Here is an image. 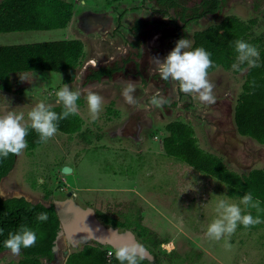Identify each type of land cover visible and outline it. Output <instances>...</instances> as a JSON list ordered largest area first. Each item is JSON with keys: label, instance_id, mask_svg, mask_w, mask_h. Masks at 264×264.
<instances>
[{"label": "rangeland", "instance_id": "obj_1", "mask_svg": "<svg viewBox=\"0 0 264 264\" xmlns=\"http://www.w3.org/2000/svg\"><path fill=\"white\" fill-rule=\"evenodd\" d=\"M72 1L74 15L67 27L0 32V45L80 38L86 50L76 70L77 77L67 83L82 93L77 101L84 118L82 130L67 133L58 129L34 150L26 146L4 177L2 194H27L33 201L48 204L68 196L78 207L91 210L106 228L133 232L137 242L153 252L146 256L151 261L264 264V226L253 229L238 225L229 239L230 249L224 247L223 239L215 241L206 236L208 224L217 215V200L239 203L241 198L230 196L225 182L170 155L162 141L166 124L183 119L195 127L201 146L222 156L231 169L247 173L264 167V144L240 135L234 121L248 66L240 65L242 71L219 66L208 73L216 102L201 103L197 97L182 92L178 82L164 80L156 71L153 57L163 60L175 47L176 37L168 36L166 31L176 33V25L168 15L155 10V0H122L111 5L108 0ZM184 1L191 6L200 0ZM116 3L121 5L119 9ZM125 8L128 10L119 20V12ZM174 11L171 9L172 14ZM227 14L245 21L256 18L251 36L264 38V0H227L221 14H209L187 25L185 39L192 43L195 30L219 22ZM93 17L104 18V23L91 27ZM138 18L157 22L136 34L132 26ZM108 21L109 25H105ZM139 40L140 50L133 44ZM141 50L142 56L138 57L136 52ZM123 58L128 61L124 63ZM132 58L139 61V66ZM115 61L124 67L112 77L88 79L91 68ZM128 82L134 87L133 104L122 95ZM64 84L59 72L26 71L18 82L25 88L23 93L0 90V113H24V123H28L27 112L37 103L58 104L55 93ZM88 89L103 98L102 110L94 122L85 99ZM153 97L167 102L153 104ZM65 167L71 170L65 171ZM99 210L127 226L112 227L114 223L104 221ZM145 226L150 230V239L162 241L159 247L137 235L136 228ZM96 241L82 238L72 244L66 235L59 236L57 257L49 264H65L72 251L85 242ZM20 258L21 251L13 255L5 250L0 253V264H17Z\"/></svg>", "mask_w": 264, "mask_h": 264}, {"label": "trees", "instance_id": "obj_2", "mask_svg": "<svg viewBox=\"0 0 264 264\" xmlns=\"http://www.w3.org/2000/svg\"><path fill=\"white\" fill-rule=\"evenodd\" d=\"M121 1L108 0V4ZM155 1L157 5L155 10L168 15L175 22L176 33L170 29L166 31L168 36L176 37L175 43L185 38L187 25L198 22L209 14H221L227 2V0H200L189 6L184 0ZM74 6L72 0H1L0 32L67 27L73 19ZM119 6L121 5L117 4L115 8L119 9ZM136 8L137 6L134 7ZM171 9H175L174 14ZM127 10L125 8L119 12L120 20ZM152 22L157 21L138 18L132 29L139 34V31ZM256 23V18L245 21L237 15L227 14L219 22L209 23L195 30L191 47H203L211 53L213 65L208 69V73L219 66L230 68L233 65L237 56L234 48L236 39H243L258 48L260 66L247 69L243 89L235 106L234 121L240 135L252 137L264 144V38L251 36L252 28ZM133 44L138 45L139 50L141 49L140 40ZM85 55V43L80 38L0 45V90L23 93L25 88L18 86V82L22 79L24 72L33 70L59 72L63 75V83H70L75 79L76 70L82 64ZM241 66H247V64ZM119 67L121 66L108 65L91 68L88 79L101 80L104 75L112 77ZM49 106L58 114L63 110V106L59 103ZM114 112L119 113V110ZM83 124L84 119L78 113L58 121V129L75 133L82 130ZM165 128L162 141L170 155L225 182L229 187L230 196L242 198L245 193L251 192L254 198L260 200L261 209H264V167L253 168L247 173L231 169L222 156L201 146L195 127L189 121L174 119L168 122ZM25 139L31 151L42 143L39 142V135L31 128ZM17 155L9 154L7 158H0V183L2 178L13 169ZM248 211H251L254 217L259 215L261 220H264V211L259 213L255 209H248ZM41 212H46L48 216L44 222L36 219ZM98 214L107 223H114L113 226H127L125 222H117L111 214L101 210ZM20 225H27L35 230L37 240L33 246L21 248V258L17 264H49L56 259L57 238L63 227L55 204L34 202L26 196L4 197L0 189V229H3V234H0V253L9 250L4 247V241L8 233L15 232ZM239 226L243 227V225ZM263 226L264 223H260L250 228L257 229ZM136 229L137 235L144 238L146 242L160 246L162 241L150 239V230L147 226ZM115 249L110 244L87 242L81 248L72 251L67 256L65 264H120L114 255ZM110 250L112 255H109ZM139 264L164 263L143 257Z\"/></svg>", "mask_w": 264, "mask_h": 264}, {"label": "clouds", "instance_id": "obj_3", "mask_svg": "<svg viewBox=\"0 0 264 264\" xmlns=\"http://www.w3.org/2000/svg\"><path fill=\"white\" fill-rule=\"evenodd\" d=\"M234 48L237 53L236 63L232 68L242 71L240 65L247 64L248 67H259L258 48L243 40L236 39ZM156 71L164 80L178 82L179 88L185 94L197 97L201 103L214 104L216 98L213 94L214 85L208 79V69L212 67L211 53L203 47H191L188 39L181 38L176 41L175 47L161 60L153 57ZM134 91L133 84L128 82L122 91L125 101L129 104L135 103L131 93ZM81 91L72 90L68 84H64L55 95L57 103L63 106L61 113H57L45 102L37 103L27 112L29 123H24V113L6 111L0 113V158H7L9 154H19L26 148V136L29 128L39 135V142H47L58 131V121L67 119L70 115L79 113L77 101L81 97ZM85 99L91 121L99 118L102 110L103 98L91 89L86 90ZM166 102L161 97L152 98V103L159 105ZM243 205V208L241 207ZM248 209H255L257 213L264 211L260 207V200L253 197L251 192L245 193L239 203L230 202L227 199H218L215 206L216 217L208 224L206 236L210 240H224V247L231 248L230 237L235 233L238 225L249 228L264 223L260 216H253ZM48 218L46 212L36 216L37 221L44 222ZM3 234V229H0ZM35 230L27 225H20L15 232H9L4 241V247L9 249L13 255H19L21 248H28L36 243ZM144 248L139 243L123 244L115 249V258L120 264H139L143 259ZM112 255V253H109Z\"/></svg>", "mask_w": 264, "mask_h": 264}, {"label": "flooded vegetation", "instance_id": "obj_4", "mask_svg": "<svg viewBox=\"0 0 264 264\" xmlns=\"http://www.w3.org/2000/svg\"><path fill=\"white\" fill-rule=\"evenodd\" d=\"M104 20H105L104 18L93 17L91 22V27L95 26V24L102 25L104 23ZM105 25H109V21ZM118 61H115L116 63L115 62L103 63L102 65H98L96 68H99L101 66H108V65L109 66L119 65L121 66L119 67V70H122L121 68L123 67V63L118 64ZM127 61H128L127 59L123 58L124 63ZM92 80H98V79H92ZM67 197L63 199V202L64 200L65 203H71V201L73 202L72 198H67ZM68 205L69 204H67V206H64L63 210L68 212L69 209ZM96 213L97 210L95 211V214ZM73 218L74 219L72 223L66 226V228L62 230L60 235V236L66 235L71 240L72 244H76V242L78 243L77 240L80 238L93 239V240H97L96 242H101L106 244L109 243L117 248L123 244L138 243L137 239L134 237L133 232L128 233V231H123L117 234L114 228H106V226L98 222L93 216L91 210L89 209L79 207V209L74 214Z\"/></svg>", "mask_w": 264, "mask_h": 264}, {"label": "water", "instance_id": "obj_5", "mask_svg": "<svg viewBox=\"0 0 264 264\" xmlns=\"http://www.w3.org/2000/svg\"><path fill=\"white\" fill-rule=\"evenodd\" d=\"M67 170H71V168L69 167H65V171ZM56 210L59 214V217L61 219V224L63 229L66 228V226L70 225L73 221V216L76 213V211L79 209V207L77 205L74 204V202L71 201V203H65V200L63 202V200H56L54 202ZM67 204H69V209L68 212L63 210L64 206H67ZM66 208V207H65ZM61 235V233L59 234V236ZM58 236V238H59ZM57 238V239H58Z\"/></svg>", "mask_w": 264, "mask_h": 264}, {"label": "crops", "instance_id": "obj_6", "mask_svg": "<svg viewBox=\"0 0 264 264\" xmlns=\"http://www.w3.org/2000/svg\"><path fill=\"white\" fill-rule=\"evenodd\" d=\"M142 52H139V51H137L136 52V55L138 56V57H141L142 55ZM132 60L133 61H136L134 58H132ZM139 61H136V65L137 66H139ZM124 67V66H123ZM77 77V76H76ZM75 77V78H76ZM75 80V79H74ZM71 83V82H70ZM79 113H80V111H79ZM81 114V113H80ZM82 117H83V115H81ZM84 119V118H83ZM7 176V175H6ZM3 179H4V177L2 178V180H1V183H0V189H1V191H2V181H3ZM1 194H2V192H1ZM3 195V194H2ZM4 197H11V196H26V198L27 199H29V200H32L33 201V199H31L29 196H27V194L26 195H23V194H13V195H11V196H5V195H3ZM34 202H40V201H34ZM118 227V226H117ZM115 231H116V233L118 234V233H120V232H123V231H119V230H116L115 229ZM69 239V238H68ZM82 238H80V239H78L77 241H79V240H81ZM70 240V239H69ZM85 243H87V242H85ZM107 244H109V243H107ZM111 245V244H110ZM144 247V254H143V257H145V258H147L146 256L147 255H149L150 253L149 252H151V251H148L147 250V248H146V246L145 245H143ZM115 247V246H114ZM116 248V247H115ZM57 249V248H56ZM77 250V249H76ZM151 254H153V252H151ZM68 256V255H67ZM67 258V257H66ZM65 261H66V259H65ZM155 262V261H154Z\"/></svg>", "mask_w": 264, "mask_h": 264}, {"label": "built area", "instance_id": "obj_7", "mask_svg": "<svg viewBox=\"0 0 264 264\" xmlns=\"http://www.w3.org/2000/svg\"><path fill=\"white\" fill-rule=\"evenodd\" d=\"M112 251L110 250L109 253H111Z\"/></svg>", "mask_w": 264, "mask_h": 264}, {"label": "bare ground", "instance_id": "obj_8", "mask_svg": "<svg viewBox=\"0 0 264 264\" xmlns=\"http://www.w3.org/2000/svg\"><path fill=\"white\" fill-rule=\"evenodd\" d=\"M83 224V223H82Z\"/></svg>", "mask_w": 264, "mask_h": 264}]
</instances>
